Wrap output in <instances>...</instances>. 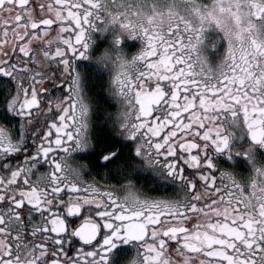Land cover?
Here are the masks:
<instances>
[{
	"label": "snow or ice",
	"instance_id": "1",
	"mask_svg": "<svg viewBox=\"0 0 264 264\" xmlns=\"http://www.w3.org/2000/svg\"><path fill=\"white\" fill-rule=\"evenodd\" d=\"M122 262L264 264V0H0V264Z\"/></svg>",
	"mask_w": 264,
	"mask_h": 264
},
{
	"label": "flooded vegetation",
	"instance_id": "2",
	"mask_svg": "<svg viewBox=\"0 0 264 264\" xmlns=\"http://www.w3.org/2000/svg\"><path fill=\"white\" fill-rule=\"evenodd\" d=\"M98 43L102 45L104 43H107V41L101 40V41H98ZM126 45H127L129 51H134L135 48L139 46V42L126 39ZM209 56H210L211 60L216 59V53L215 52H211L209 54ZM103 87H104L103 83L101 81L96 80V79H92L89 83V88L94 92L103 93ZM122 264H124V262H122Z\"/></svg>",
	"mask_w": 264,
	"mask_h": 264
}]
</instances>
